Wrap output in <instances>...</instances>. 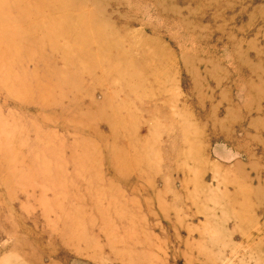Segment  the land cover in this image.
<instances>
[{"label": "rangeland", "instance_id": "374dc122", "mask_svg": "<svg viewBox=\"0 0 264 264\" xmlns=\"http://www.w3.org/2000/svg\"><path fill=\"white\" fill-rule=\"evenodd\" d=\"M0 264H264V0H0Z\"/></svg>", "mask_w": 264, "mask_h": 264}]
</instances>
